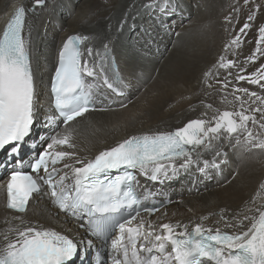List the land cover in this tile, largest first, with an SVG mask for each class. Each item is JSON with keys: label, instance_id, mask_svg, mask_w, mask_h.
<instances>
[{"label": "snow or ice", "instance_id": "6c2138e0", "mask_svg": "<svg viewBox=\"0 0 264 264\" xmlns=\"http://www.w3.org/2000/svg\"><path fill=\"white\" fill-rule=\"evenodd\" d=\"M45 2L34 0L36 6H43ZM148 6L155 7V4ZM253 19V15L248 16V21ZM25 21L26 9L19 6L0 34V150L10 147L9 155L22 151L33 134L38 116L30 28L26 38ZM250 27L251 24L245 22L226 49L232 45L238 48L240 34H246L245 30ZM258 32L259 45L264 41V25L258 28ZM89 39L86 35H71L63 42L51 80V93L54 108L67 127L50 137L46 150L38 152L28 164L30 172L23 170L24 161L17 156V166L6 183V207L25 213L33 194L41 192L42 185H47L54 203L61 210L73 216L88 217L87 230L97 238H109L112 229L119 230V236L111 240V248L116 253L113 264H264V208L255 209L258 215L233 216L231 219L221 209L224 229L205 227L201 222L194 224L189 231L188 225L179 221L159 225L146 221L141 217V211L149 217L158 211L155 204L146 205L156 194L148 189L143 194L137 190V172L151 181L162 183L177 179L193 167L205 178L212 170L219 171L226 163L221 159L226 153L216 150L219 146L215 141L235 139L237 145L248 150L264 151V138H261L264 132L254 134L253 128L249 127L251 122L252 126L264 130V107L249 105L245 108L248 101L236 95L240 110L215 109L210 118H205L207 113H202L200 118L190 119L182 127L131 135L100 151L94 158H77L74 151L57 149L61 146L75 148L71 122L95 110L94 96L99 89L89 82V78L95 80L99 77L103 87L116 95H123L119 91L122 78L117 74L114 83L107 75L112 64L108 44L103 45V53L94 52L91 46L87 48V57L92 58L91 66L89 59H82L85 54L81 46ZM257 51H260L259 47ZM255 58L250 56L248 59ZM234 64L233 60L225 62V56H221L213 67L229 69ZM210 74L211 70L204 73L205 82ZM236 80H247L264 89V71L259 69L250 76L237 75ZM217 83L223 85L221 91L228 87L226 80ZM235 92L246 95L253 105L257 101L264 105V97L257 92L233 87ZM222 99L230 103L226 97ZM212 107V104L206 105V108ZM255 113H260L259 119ZM54 119L47 116L46 124L51 125ZM241 135L244 139L240 138ZM40 139L46 142L45 138ZM208 151L215 152V155L210 160L202 159V153ZM61 163L62 168H58ZM259 188L264 189V182ZM138 217V224L129 226ZM17 219L23 227L16 229L12 239L4 236L0 264H72L81 244L87 247L93 244L92 240L75 241L53 229L24 224L19 216ZM200 219L205 221L208 217Z\"/></svg>", "mask_w": 264, "mask_h": 264}, {"label": "bare ground", "instance_id": "6f19581e", "mask_svg": "<svg viewBox=\"0 0 264 264\" xmlns=\"http://www.w3.org/2000/svg\"><path fill=\"white\" fill-rule=\"evenodd\" d=\"M33 1L0 0V30L16 5L31 6ZM138 1L141 8L149 7L150 3L155 4V7H150L154 10H149L152 11L148 15L151 19L149 23L156 21L154 18L156 15L172 31L170 39L166 38L163 43L156 44L158 57L152 58L150 55L149 60L145 59L149 52L144 49L147 40L135 43L137 36H133L132 33L128 35L132 26L134 33L137 30L141 31L142 26L144 34L147 33L146 28L148 31L150 29L149 23L143 20V12L134 10ZM235 3L234 0H46L43 6L35 7L30 11L26 25L27 34L24 35L26 38L29 37L30 28L32 64L36 73L40 102H45L42 93L45 87L43 80L47 74V64L50 62L53 66L54 54L60 43L67 35L73 33H80L90 38L85 42L86 50L89 46L94 52L103 50V45L108 44L115 53L125 77L137 91L124 107L91 110L71 122L75 148L61 146L57 150L74 151L77 158L91 159L98 152L114 146L131 135L182 127L188 120L200 118L202 113H207L205 118H210L215 114V109L240 110L239 102L235 101L236 95L248 101L245 108L249 105L253 108L264 107L259 101L254 105L251 104V100L243 93H233V87L248 88L250 92H257L264 97V89L258 85H252L250 88L251 84L247 80L240 81L243 87L234 83L238 81L236 67L227 69L224 78L217 75L220 68L213 67L219 58L229 53L228 50L232 48L230 59L235 62L234 66L238 64L241 69L243 68V75L250 76L258 69L264 71L261 69V65H264V41L259 45L257 43L258 28L264 25V0L258 7L254 5L255 24H251V27L245 30L246 34L241 35L243 41L240 40V46L233 48L232 45L226 49L225 46L230 44L232 37L230 38L226 27L221 30L219 26L226 16L222 15L223 10L225 14H231L233 11L235 17L240 13L235 10L238 7L232 8L237 6ZM187 10L190 12H186ZM122 20L130 24L128 31H119ZM126 24L123 29L127 28ZM233 34L235 35V32ZM140 37L143 35L140 34ZM149 44L153 46L154 41ZM258 47L260 51H257ZM250 56H255V60L248 59ZM232 68L234 74L228 78L233 84L230 85L228 82V87L221 91L223 85L217 81H228L226 74H229ZM209 70L211 74L205 82L204 73ZM224 97L230 103H226L222 99ZM207 104H212L213 107L206 108ZM255 115L257 119L260 118V113ZM66 127L64 124L60 125L51 137L63 132ZM249 127L253 128L254 134L264 132L258 126H252L251 122ZM240 138L244 139V135ZM261 138H264V134ZM50 142V139L44 142L46 145L44 150ZM214 143L219 146L217 151L221 149L227 151L224 157L228 163L223 166L227 165L228 168L221 167L217 171L221 173L227 170L225 179L195 193H192L182 182L172 184L171 188L180 196L150 219L153 224L179 221L187 224L188 230L191 231L194 224L202 222L205 227L224 229L221 209H224L227 217L231 219L233 216L258 215L255 209L264 208V189L259 188L264 182V151L248 150L243 145H237L235 139ZM212 153L213 151H208L202 155L207 156ZM231 166L235 168V172ZM5 180L6 177L0 180V248L4 246V236L7 235L12 239L15 237L16 229L23 227L17 219L18 216L23 219L24 224L30 223L40 228L53 229L69 238L80 234L81 230L78 229L77 224L60 212L52 204L50 197L42 192L33 194L25 213L7 209ZM203 216L208 219L201 221L200 218ZM217 221L220 223L217 224ZM226 230L234 231V229Z\"/></svg>", "mask_w": 264, "mask_h": 264}, {"label": "rangeland", "instance_id": "374dc122", "mask_svg": "<svg viewBox=\"0 0 264 264\" xmlns=\"http://www.w3.org/2000/svg\"><path fill=\"white\" fill-rule=\"evenodd\" d=\"M198 1V0H197ZM237 4L236 7H232V8H237L238 9H235V10H238L237 12L240 11V13L236 16V14H233V11L231 14H225V11L223 10L222 11V15H226L223 19H222V22L220 23V29L223 30L225 27L228 29L229 33H230V38L232 37H236L235 35H237L239 32L240 29L242 26V24H244L245 22H248L250 24H253L256 20V15L254 14V9H255V6L259 5L261 3V1L263 0H247L248 2L246 3L245 0H234ZM241 1V2H240ZM244 1V2H243ZM240 3V4H239ZM249 3V5H248ZM244 4V5H243ZM240 5V6H239ZM243 5V6H242ZM255 5V6H254ZM226 6H228V4H226ZM233 6V5H232ZM249 6V8H248ZM247 8V9H246ZM242 11V12H241ZM244 12L246 14H244ZM256 12V11H255ZM228 15V17H227ZM249 15H253L254 16V21H247L248 20V16ZM190 16V15H189ZM227 17V18H226ZM231 17V18H230ZM238 20H237V19ZM240 19V21H239ZM246 19V20H244ZM213 20L215 21V18H213ZM235 20V21H234ZM237 20V22H236ZM232 21V22H231ZM245 21V22H244ZM239 22V23H238ZM229 23V24H228ZM233 23V24H232ZM242 23V24H241ZM255 24V23H254ZM226 25V26H225ZM234 25V26H233ZM236 25V26H235ZM238 25V26H237ZM223 28V29H222ZM235 32V35L233 34ZM233 34V35H232ZM242 34H240L241 36ZM232 38L230 39V41H232ZM240 40L243 41V36L240 37ZM243 47V45H242ZM233 48H236V46H233ZM232 50V48H230ZM230 49L228 50L229 53H227L225 56V62L227 60H232V58L230 59ZM240 52H242L243 54V50H241ZM233 67H236L237 68V72H238V75H243V72L241 71V68L239 67V65L237 64L236 66H233ZM231 68V67H230ZM243 69V68H242ZM224 72L227 73V69H223V68H220L219 69V72L217 73L218 76H223L224 78ZM234 74V68H232V70L229 72V74H226V78L229 79L228 77L232 76ZM223 80V79H222ZM230 83V85H232L233 83H231L230 79L227 81ZM235 84L237 83V85H240L241 87H243V84L240 83V81H237V82H234ZM252 87V84L250 85V88ZM79 234V233H78ZM78 236H81V234H79Z\"/></svg>", "mask_w": 264, "mask_h": 264}]
</instances>
